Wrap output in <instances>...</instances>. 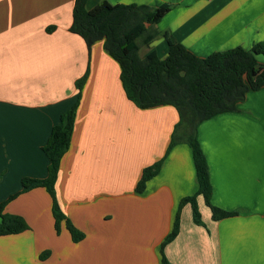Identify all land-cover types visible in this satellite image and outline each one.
<instances>
[{"label":"crops","instance_id":"obj_1","mask_svg":"<svg viewBox=\"0 0 264 264\" xmlns=\"http://www.w3.org/2000/svg\"><path fill=\"white\" fill-rule=\"evenodd\" d=\"M106 1L171 4L156 27L201 57L264 41V0ZM74 5L0 0V204L16 195L4 214L21 216L29 226L0 236V264H161V245L180 202L199 187L191 147L179 142L165 156L177 109L140 108L128 99L121 66L104 40L89 52L69 30ZM144 49L143 57L155 50L165 59L169 52L163 37ZM258 60L264 63V55ZM86 73L56 184L63 213L84 233L74 242L66 221L57 232L48 190L23 191V180L47 177L42 148L78 100L76 83ZM198 139L210 168L212 203L236 215L216 218L199 196L204 225L194 222L186 204L166 257L173 264H264V88L249 91L237 111L203 121ZM163 157L158 175L138 193L143 170Z\"/></svg>","mask_w":264,"mask_h":264},{"label":"trees","instance_id":"obj_2","mask_svg":"<svg viewBox=\"0 0 264 264\" xmlns=\"http://www.w3.org/2000/svg\"><path fill=\"white\" fill-rule=\"evenodd\" d=\"M90 0H75L72 33L80 35L89 52L97 41L104 40L105 50L119 62L123 88L130 101L140 108L170 105L177 109L179 122L175 127L171 143L165 156L179 142L187 143L192 150L196 168L198 190L181 200L172 231L161 245V264H173L166 257L164 248L180 231L181 210L190 204L193 220L204 225L199 209L198 197L203 196L216 218L236 215L212 203L213 185L207 157L198 139L199 125L218 114L238 110L249 91L264 88V63L258 60L264 55V41L251 49L235 47L216 51L201 57L188 50L170 32H161L156 25L173 8L171 4L159 7L137 4H116L108 1L89 9ZM53 27H48L51 32ZM159 36L169 46L165 59L153 50L146 56L140 51L148 47ZM87 73L77 81L79 97L76 103L62 114L60 122L52 129L48 142L42 150L49 159L48 175L43 180L24 179L23 191L34 186H44L52 197V209L57 232L66 221L74 242L84 238V233L66 217L59 204L56 184L63 157L71 145L79 98ZM165 157L147 166L142 173L136 191L143 192L146 183L160 172ZM16 195L0 204V236L21 233L29 226L18 215L4 214L7 203ZM49 253L43 255L47 257Z\"/></svg>","mask_w":264,"mask_h":264},{"label":"rangeland","instance_id":"obj_3","mask_svg":"<svg viewBox=\"0 0 264 264\" xmlns=\"http://www.w3.org/2000/svg\"><path fill=\"white\" fill-rule=\"evenodd\" d=\"M159 37H161V36H159ZM159 37H158V38H159ZM163 38H164V37H163ZM144 48H145V47H144ZM144 48L141 49V51H140L141 54H144V52H145L144 50L147 49V48H146V49H144Z\"/></svg>","mask_w":264,"mask_h":264}]
</instances>
